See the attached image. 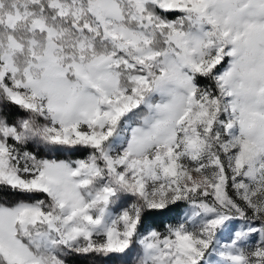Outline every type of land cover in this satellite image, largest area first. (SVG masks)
Wrapping results in <instances>:
<instances>
[{
	"label": "snow or ice",
	"instance_id": "obj_1",
	"mask_svg": "<svg viewBox=\"0 0 264 264\" xmlns=\"http://www.w3.org/2000/svg\"><path fill=\"white\" fill-rule=\"evenodd\" d=\"M82 260L264 264V0H0V264Z\"/></svg>",
	"mask_w": 264,
	"mask_h": 264
},
{
	"label": "rangeland",
	"instance_id": "obj_2",
	"mask_svg": "<svg viewBox=\"0 0 264 264\" xmlns=\"http://www.w3.org/2000/svg\"><path fill=\"white\" fill-rule=\"evenodd\" d=\"M172 218H174V217L172 216L171 213L161 214L158 217H156V225L159 226V222L161 220L172 219ZM80 264H90V261H88V260H82L80 262ZM104 264H113V261L109 260V261L104 262Z\"/></svg>",
	"mask_w": 264,
	"mask_h": 264
}]
</instances>
